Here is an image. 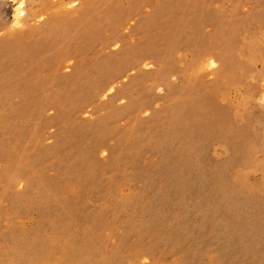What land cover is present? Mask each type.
<instances>
[{
	"label": "rangeland",
	"instance_id": "374dc122",
	"mask_svg": "<svg viewBox=\"0 0 264 264\" xmlns=\"http://www.w3.org/2000/svg\"><path fill=\"white\" fill-rule=\"evenodd\" d=\"M0 264H264V0H0Z\"/></svg>",
	"mask_w": 264,
	"mask_h": 264
}]
</instances>
